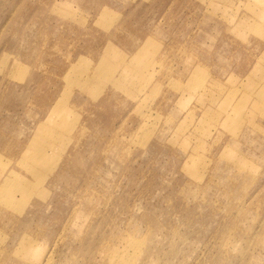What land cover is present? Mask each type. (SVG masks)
Wrapping results in <instances>:
<instances>
[{
	"label": "rangeland",
	"instance_id": "obj_1",
	"mask_svg": "<svg viewBox=\"0 0 264 264\" xmlns=\"http://www.w3.org/2000/svg\"><path fill=\"white\" fill-rule=\"evenodd\" d=\"M262 53L264 0H0V264H264Z\"/></svg>",
	"mask_w": 264,
	"mask_h": 264
},
{
	"label": "bare ground",
	"instance_id": "obj_2",
	"mask_svg": "<svg viewBox=\"0 0 264 264\" xmlns=\"http://www.w3.org/2000/svg\"><path fill=\"white\" fill-rule=\"evenodd\" d=\"M243 1V0H242ZM92 4V3H91ZM37 8V7H36ZM42 9V7H41ZM44 10V9H43ZM34 11V10H33ZM41 11V10H40ZM239 11V10H238ZM52 12V11H51ZM53 12H55L57 14V16L59 15L62 18H66L67 19V15L68 14H74V13H65L63 14L60 11L54 10ZM41 14V13H40ZM55 14V15H56ZM76 14V13H75ZM43 15V14H42ZM54 15V14H53ZM80 15V14H79ZM51 16V15H50ZM58 16V17H59ZM66 16V17H65ZM71 17L73 18V22L74 21H78L80 23H83L85 21V18L80 17L78 15H71ZM55 19V18H54ZM48 21V20H47ZM238 21H241V19H238ZM72 22V23H73ZM45 24V23H44ZM76 24V23H75ZM88 24V23H87ZM78 25V24H77ZM43 26V25H42ZM80 26V25H79ZM78 26V27H79ZM110 24H103L102 27H100V29L107 31V29L110 28ZM82 27V26H81ZM48 28V27H47ZM66 29V28H65ZM42 30V29H41ZM51 30V29H50ZM64 30V28H63ZM81 30V29H80ZM89 30V29H88ZM230 28L227 30L229 31ZM73 31V30H72ZM91 33V32H89ZM87 35V34H86ZM83 36V35H82ZM89 36V35H88ZM98 37V36H97ZM100 41V40H99ZM34 42V41H33ZM44 43V42H42ZM44 47V46H42ZM105 47L106 49H108L109 51H113L114 53H117L118 49L120 48V46H118L117 44L111 42L110 40H108L106 43H104L101 48ZM86 48V47H85ZM48 49V48H47ZM80 54V53H79ZM78 54V55H79ZM73 55V54H72ZM71 55V56H72ZM75 57V56H74ZM83 56L80 54V56L78 58H76L75 60H73L72 62L68 63L67 65H61V64H54L53 67L57 68L58 66H61V69L63 68H67V69H73L74 73L70 72L65 76V80L62 85V88L67 86L69 88V90H62L64 91V96H68L69 92L71 91V87L75 84H81L84 81H90L92 83H98L99 85V79L96 75H94L93 73L89 72V70L85 67L84 63L85 61L83 59H81ZM260 57H264V53L261 54ZM64 58V57H63ZM69 59V58H68ZM67 59V60H68ZM79 59H81L79 61ZM77 60V61H76ZM119 62H121L119 60ZM22 64H27L25 62H22ZM58 67V68H59ZM260 67L259 64H254L253 67V71L255 69H258ZM57 68V69H58ZM251 76V75H250ZM123 82V79L121 80ZM238 88L242 87V84L237 86ZM251 88L253 89H259L258 94L255 96V98L251 101V105H250V111H249V116L251 119L256 118L258 116H261L260 112H262L264 110V68L261 69L260 73L256 76V77H251ZM223 102L227 100L226 96H223L221 99ZM71 111V110H70ZM75 113V112H74ZM63 115V114H62ZM60 115V118H63V116ZM227 119L232 117V112L228 111L227 112ZM64 130V128H61V130ZM59 130V129H58ZM59 130V131H61ZM62 130V131H63ZM61 131V132H62ZM1 141V140H0ZM6 144V143H5ZM58 144V143H57ZM9 145V144H8ZM12 148V147H11ZM19 148V146L17 147ZM8 147H6V149L2 150L0 149V163H2V158H5L4 156H6L8 158V156H13V153L9 154L8 151ZM14 151L18 152L17 149H14ZM6 153H5V152ZM11 152V151H10ZM4 155V156H1ZM122 156V155H121ZM15 157L19 158V156H17V154H15ZM13 158V157H12ZM10 159V158H8ZM42 159V158H41ZM13 160V159H11ZM19 162H25V160H19ZM51 162V161H50ZM53 164V163H52ZM232 165L231 161H227L225 163V165ZM26 165V164H25ZM25 165L23 166L25 169ZM28 171L34 172L35 168L32 167H28L27 168ZM3 172V171H2ZM41 174V173H39ZM43 175V174H41ZM61 177V176H60ZM27 183H31V181H28ZM24 189L25 187H21L19 186V182L17 181L16 178H10V176H7L6 180H4V183H2L1 187H0V201L2 202L1 204L3 205H10V206H17V203L14 200V194L17 192H21L22 196H24ZM14 210H17V208H15ZM15 218L13 217V215H10L9 212L5 211V213L2 211L1 215H0V231L1 232H6L7 234V230L10 229V227L8 226L9 224H12V226H14V222H15ZM9 221V222H8ZM3 238H5V235H2ZM0 241H1V236H0Z\"/></svg>",
	"mask_w": 264,
	"mask_h": 264
},
{
	"label": "crops",
	"instance_id": "obj_3",
	"mask_svg": "<svg viewBox=\"0 0 264 264\" xmlns=\"http://www.w3.org/2000/svg\"><path fill=\"white\" fill-rule=\"evenodd\" d=\"M20 150V147L17 149V151H19ZM19 158H21V157H19ZM21 160V159H20ZM29 167V166H28ZM32 168H36L34 165H32L31 166ZM17 179V178H16ZM17 181L19 182L20 181V179H17ZM20 195L22 196V193L20 192Z\"/></svg>",
	"mask_w": 264,
	"mask_h": 264
}]
</instances>
